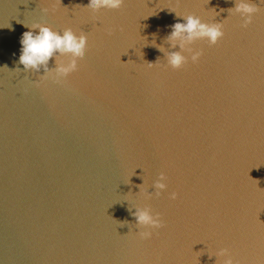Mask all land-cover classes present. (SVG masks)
Here are the masks:
<instances>
[{"label":"water","instance_id":"water-1","mask_svg":"<svg viewBox=\"0 0 264 264\" xmlns=\"http://www.w3.org/2000/svg\"><path fill=\"white\" fill-rule=\"evenodd\" d=\"M249 2L260 11L245 29L235 0L99 13L89 0H0V264H223L222 249L264 264V3ZM175 12L225 33L195 41L202 57L180 69L165 59L179 51ZM35 23L88 36L60 84L18 64ZM144 207L164 224L149 240L133 215Z\"/></svg>","mask_w":264,"mask_h":264},{"label":"clouds","instance_id":"clouds-1","mask_svg":"<svg viewBox=\"0 0 264 264\" xmlns=\"http://www.w3.org/2000/svg\"><path fill=\"white\" fill-rule=\"evenodd\" d=\"M260 2L264 3V0H260ZM123 4L124 0H89L86 7L93 13H99L105 9L119 10ZM259 11V8L250 3L249 0H235V7L229 10V12H233L241 17L243 21L241 27L245 29L253 23L254 17ZM216 14L218 15V13ZM176 15L182 17L184 22H177L172 26L168 39L172 48L178 47L179 51L166 53L165 59L169 67L180 69L188 62L189 56L191 62L194 64L198 63L202 57V51H194L190 47L195 41L207 40L210 45H215L223 39L225 33L223 22L208 24L195 15L184 16L178 13ZM20 44L21 49L18 64L23 65V70L25 72L31 70L35 73L43 70L44 74L40 76L41 79L52 80L60 84L67 77L79 71V61L86 57L89 40L86 34L81 33L77 35L71 28L64 29L61 34L45 24L35 23L29 27L28 31L23 33ZM160 51H164L163 48H160ZM186 52L188 56L184 54ZM54 56L56 57V67L49 69V62ZM66 57L69 59L65 60L64 58ZM148 64L149 66L155 65L152 63ZM16 71H20V69L17 68ZM166 181L167 177L162 173L158 182L153 185L155 195L159 196L167 190ZM141 188L142 186L140 187V191ZM151 195V192L147 193V197L151 198ZM170 198L176 200L177 194L175 192L171 193ZM133 215L139 229L137 235L141 240L151 239L153 230L164 227L161 216L158 214L153 215L152 210L148 207L137 208V211ZM218 255L225 258L223 264H235L228 249H222Z\"/></svg>","mask_w":264,"mask_h":264}]
</instances>
